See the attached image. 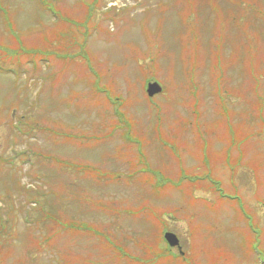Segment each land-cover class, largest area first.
<instances>
[{"label": "rangeland", "instance_id": "1", "mask_svg": "<svg viewBox=\"0 0 264 264\" xmlns=\"http://www.w3.org/2000/svg\"><path fill=\"white\" fill-rule=\"evenodd\" d=\"M0 230V264H264V0H0Z\"/></svg>", "mask_w": 264, "mask_h": 264}, {"label": "water", "instance_id": "2", "mask_svg": "<svg viewBox=\"0 0 264 264\" xmlns=\"http://www.w3.org/2000/svg\"><path fill=\"white\" fill-rule=\"evenodd\" d=\"M160 90H161V87L156 82H151V83H148L147 85V93L149 96H152L153 94L159 92ZM165 239L168 241V243L171 246L178 244V239L173 233H170V232L165 233Z\"/></svg>", "mask_w": 264, "mask_h": 264}, {"label": "trees", "instance_id": "3", "mask_svg": "<svg viewBox=\"0 0 264 264\" xmlns=\"http://www.w3.org/2000/svg\"><path fill=\"white\" fill-rule=\"evenodd\" d=\"M189 181L194 183V179H193V178H189ZM193 183H191V184H193ZM153 252H154L153 254L156 253L155 251H153ZM167 255H169V254H164V255L161 256L160 258H158V256L151 257V258H150V261L156 263V262H158L160 259H163V257H166ZM135 260H136V259H131V261H132L133 264H135ZM163 260H164V259H163Z\"/></svg>", "mask_w": 264, "mask_h": 264}]
</instances>
